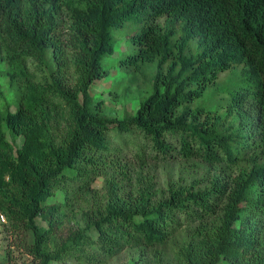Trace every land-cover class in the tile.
Here are the masks:
<instances>
[{
    "label": "trees",
    "instance_id": "16d2710c",
    "mask_svg": "<svg viewBox=\"0 0 264 264\" xmlns=\"http://www.w3.org/2000/svg\"><path fill=\"white\" fill-rule=\"evenodd\" d=\"M132 20L117 119L90 90ZM0 62L1 225L35 264H264V0H0Z\"/></svg>",
    "mask_w": 264,
    "mask_h": 264
},
{
    "label": "rangeland",
    "instance_id": "374dc122",
    "mask_svg": "<svg viewBox=\"0 0 264 264\" xmlns=\"http://www.w3.org/2000/svg\"><path fill=\"white\" fill-rule=\"evenodd\" d=\"M142 25L143 24L139 20L126 21L123 24V26L113 30L112 33L114 35V38L116 41L119 42L118 50H116V52L112 57L106 58L102 62L103 67L110 69V75L106 79L95 82L90 90L95 100H104L107 107V113L117 119H122L126 114H129L131 111L136 109L139 105L140 97L142 96L141 93L135 91L134 87H132V90L127 92L125 95L122 94V91L124 89L123 85L125 84V81H122L124 72L118 66V63H116V60L120 57V54L123 53L126 49L124 37L129 33L139 30L142 27ZM5 71L6 68L4 64L0 62V113H2L7 107H10L11 110L14 111V104H13L14 91L10 90L7 79L3 76L5 74ZM224 79H227L225 80L226 82L224 81ZM228 80H229L228 72L221 73L216 81L217 83L213 85L211 88H209L207 92L204 94V96L199 100H197L196 103L203 104L209 102L208 105H212V106L215 105L216 104L215 100L218 98L217 92L226 87V85H223V83L224 82L232 83L230 80L229 81ZM119 81L121 82L119 84L118 94L116 95L115 98L116 100H114L109 96V93H107L106 90L112 89L113 84ZM137 83L141 84L142 82H140L139 80ZM141 86L143 87V84ZM209 93H215V95L212 98H210L214 100H208ZM8 139L12 141L13 145L17 148H19L22 144L21 137H17L16 139L13 140V138L10 137L8 134ZM168 168H170L169 171L172 173L174 179L178 177L177 166L165 167L164 169L159 171L160 172L159 180L161 181L162 186L164 181L166 180L165 178L168 177L167 176ZM113 171H110L109 173L111 172L113 173ZM103 182H104L103 177L101 176L97 178L95 182L91 185L93 191L98 193L97 195L98 197L103 196L104 194ZM56 200H59V197H56L55 201ZM4 223H5L4 218L0 219V257L10 254V264H35L32 257L23 253L21 249L18 248L17 241H15V237H13L12 234L6 231V229L3 228V226L1 225ZM40 223L41 225H44L43 222ZM71 226H72L71 222L69 223V221H65L64 224L59 228V232L63 234ZM136 260H137L136 254L132 255L131 253L124 252L112 259H109L106 262V264H139V261H141L138 260V262L135 263Z\"/></svg>",
    "mask_w": 264,
    "mask_h": 264
},
{
    "label": "built area",
    "instance_id": "2783aa9c",
    "mask_svg": "<svg viewBox=\"0 0 264 264\" xmlns=\"http://www.w3.org/2000/svg\"><path fill=\"white\" fill-rule=\"evenodd\" d=\"M1 219H3V218L1 217Z\"/></svg>",
    "mask_w": 264,
    "mask_h": 264
}]
</instances>
